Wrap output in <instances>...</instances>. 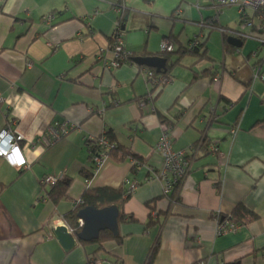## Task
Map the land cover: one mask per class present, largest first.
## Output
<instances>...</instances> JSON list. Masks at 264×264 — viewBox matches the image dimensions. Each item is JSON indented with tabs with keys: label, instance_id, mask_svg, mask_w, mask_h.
Returning <instances> with one entry per match:
<instances>
[{
	"label": "crops",
	"instance_id": "crops-1",
	"mask_svg": "<svg viewBox=\"0 0 264 264\" xmlns=\"http://www.w3.org/2000/svg\"><path fill=\"white\" fill-rule=\"evenodd\" d=\"M120 1L0 0V134L21 135L28 162L19 169L0 157V264H264V81L254 79V67L264 71V31L244 29L259 38L247 40L226 34L222 28L242 29L238 9L218 15L207 0H124L122 35L132 59L108 68L98 57L114 58L106 51ZM166 37L176 50L171 59L163 54ZM195 38L205 55H182ZM134 57L167 65L157 74ZM147 70L170 71V81L154 93ZM149 95L154 102L141 107ZM162 118L173 125L174 151L196 148L193 170L172 200L158 176L164 159L156 145L168 125ZM108 132L142 161L137 170L131 158L109 157L94 172L86 141ZM201 139L203 147H194ZM51 174L68 179L67 198L57 204L42 186ZM126 181L137 189L122 200L125 219L117 204L94 207H118L119 234L102 230L65 250L54 230L68 226L65 217L84 194L124 191ZM239 207L252 218L236 222ZM220 215L239 229L220 233ZM104 232L110 237L96 243Z\"/></svg>",
	"mask_w": 264,
	"mask_h": 264
},
{
	"label": "built area",
	"instance_id": "built-area-1",
	"mask_svg": "<svg viewBox=\"0 0 264 264\" xmlns=\"http://www.w3.org/2000/svg\"><path fill=\"white\" fill-rule=\"evenodd\" d=\"M211 7H213L218 13V15L222 12V9L227 7H236L238 9L240 23L242 26L241 31L237 32L234 30H224L221 29L228 35L237 36L243 40L258 38V35L254 32L248 34L244 32L246 28H254L255 26H259V29L264 31V0H207ZM126 6L120 5L116 6L115 10L120 15L122 19V15ZM250 13H257L259 15V22L255 24V20ZM218 17H216L217 19ZM52 17H47V24H50ZM204 27H212L213 22L209 24L203 25ZM122 30L120 31L119 24L116 27L113 41L111 46L106 52H111L114 55L112 61L108 62L105 60L106 53L101 54L98 58L103 60L105 65L109 67H119L120 63L126 64L129 63L132 59V54L128 53L125 49ZM259 39V38H258ZM173 45L170 40H164L163 42V51L171 52L173 50ZM145 77L151 84V87L154 91H160L162 87L169 82L165 76H156L154 71L147 70L145 71ZM217 78V77H215ZM254 79H262L264 81V72L261 67H254ZM152 97V95H149ZM151 100V99H150ZM141 107H145V103L140 104ZM172 127L167 126L165 132L162 134L159 142L156 145V151L163 157L164 159V167L162 172L158 175L162 182L164 183V195L169 196L172 195L176 190L181 189L187 178L190 176L194 161L196 158V148H190L183 151H174V139L172 133ZM68 131L64 130L60 135L56 133V139H61L67 135ZM23 141V137L19 134H11L9 131H4L0 134V157L4 158L8 161L10 165L13 167H17L19 169L28 167V162L24 159V155L22 153L21 147L19 143ZM88 141L94 145L95 148L92 147V152H90V156L93 162V169L95 173H98L103 165L109 159V154L112 149V145L108 141L105 136L99 137H89ZM210 151L212 153H219V149L215 144L210 146ZM23 161V163H20ZM133 167L139 168L141 163L133 160L131 162ZM64 177L57 175H47L42 180V186L46 189H53L60 182H62ZM126 194L125 198L131 196L134 191L137 189L136 182L126 181ZM81 201L78 202L80 204ZM218 231L220 233H228L235 232L239 229V225L236 224L230 216H222L218 217ZM78 225L82 229L84 227V221L78 220ZM100 262H96L95 264H99Z\"/></svg>",
	"mask_w": 264,
	"mask_h": 264
},
{
	"label": "trees",
	"instance_id": "trees-1",
	"mask_svg": "<svg viewBox=\"0 0 264 264\" xmlns=\"http://www.w3.org/2000/svg\"><path fill=\"white\" fill-rule=\"evenodd\" d=\"M120 5L126 6L125 5V1L124 0H121L118 3L117 6H120ZM122 17H123V15H122ZM118 24H119V28H120V31H121L122 30V27H123V20L121 18H120ZM165 40H170V37H166ZM204 46L205 45H204V42L202 40H200L198 38H195L191 42V44L188 47V49L185 50V52L182 55H186L187 52H188V53H192V54L197 55L198 57L202 58L205 55V53L204 54L202 53V49H203ZM163 52H164L163 54L166 57H168V59L169 58L171 59V56L170 55H172V53L176 52V50L173 48V50L171 52H168V51H163ZM179 52L181 54L182 53V49H179ZM122 65H124V64L120 63V66H122ZM258 66H256V67H258ZM168 73H170V71H168L166 73L165 78L170 81V78L168 77ZM151 89H152V87H151ZM152 91L154 93L158 92V91H154L153 89H152ZM152 102H154V97L152 98L150 96H146L144 99H142L140 101V104L141 103H145V106H146L147 104H151ZM162 122L164 124H168L167 126H170V127L173 126V125L172 126L170 125V123H169L168 120H164L163 118H162ZM102 136H105L108 139V141L110 142V144L112 145V149L110 151L109 157H111L112 159L116 160L117 162H124V161L128 160L129 158H131V161H133V160L138 161L142 165V161L140 159L134 157V155L132 153H130L129 151H126V150L122 149L113 140L111 132L104 133V135H102ZM86 144H87L88 148L90 149V152H92V147L95 148L94 145L92 143H90L88 141V139L86 141ZM204 144H205V140L204 139H201L199 141V143L196 144L194 147H197V146H202L203 147ZM134 169L137 170L138 168L134 167ZM67 182H68V179H63V181L60 182L56 187H54L51 190V192L49 193L50 199L55 204H57L60 200H62V198H64V197L67 198L66 197V193L63 190V185L66 184ZM175 193H172V195H169V196H165L164 195V197H166L167 199L172 200ZM125 194H126V189L124 191H123V189L113 190L112 192H107V193H103V190H94V189L88 190L84 194V196H83L80 204L77 205L75 211L72 214H70V215H68V216L65 217V221L68 224V226H70L72 228L73 233L74 234H77L79 232V229L81 230V228L78 225L77 215H78V212L82 208H86V207L104 208L106 206H111V205H114V204H117V206L119 208H121V218H120V220L121 219H125L126 216H125V214L122 211V205L124 203V201H122V200H124V195ZM149 204L148 205L151 207V205L152 204H155V203L152 202V203H149ZM235 217H236V219H235L236 222H243V221L246 222L247 220H249V219L252 218V215L250 213H248L244 208L239 207L238 210H237V214H236ZM105 233H107V232H104L100 236V239L96 243H100V242H102L103 239L110 237L109 234H105ZM148 263H151L150 262V258L148 259Z\"/></svg>",
	"mask_w": 264,
	"mask_h": 264
},
{
	"label": "water",
	"instance_id": "water-1",
	"mask_svg": "<svg viewBox=\"0 0 264 264\" xmlns=\"http://www.w3.org/2000/svg\"><path fill=\"white\" fill-rule=\"evenodd\" d=\"M133 61L139 65L157 69V74H161L167 65V59L160 57H134ZM119 213V209L116 206L102 210L87 207L78 213V218L84 221V227L79 233L73 236L69 232L68 226L64 224L55 228L54 235L67 251L72 250L76 246V240L83 242L97 240L102 230L108 229L118 235Z\"/></svg>",
	"mask_w": 264,
	"mask_h": 264
},
{
	"label": "clouds",
	"instance_id": "clouds-1",
	"mask_svg": "<svg viewBox=\"0 0 264 264\" xmlns=\"http://www.w3.org/2000/svg\"><path fill=\"white\" fill-rule=\"evenodd\" d=\"M39 151H42V149H38V152H39ZM20 163H23V161H20Z\"/></svg>",
	"mask_w": 264,
	"mask_h": 264
},
{
	"label": "rangeland",
	"instance_id": "rangeland-1",
	"mask_svg": "<svg viewBox=\"0 0 264 264\" xmlns=\"http://www.w3.org/2000/svg\"><path fill=\"white\" fill-rule=\"evenodd\" d=\"M231 9H235V8H231ZM127 51V50H126ZM128 52V51H127ZM128 53H130V52H128Z\"/></svg>",
	"mask_w": 264,
	"mask_h": 264
}]
</instances>
